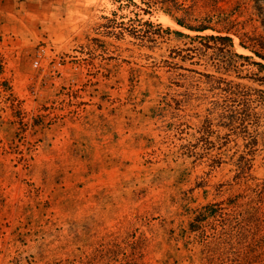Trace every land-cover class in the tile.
<instances>
[{"label": "rangeland", "instance_id": "rangeland-1", "mask_svg": "<svg viewBox=\"0 0 264 264\" xmlns=\"http://www.w3.org/2000/svg\"><path fill=\"white\" fill-rule=\"evenodd\" d=\"M26 1L49 7L0 32V264H264V70L237 36L264 0Z\"/></svg>", "mask_w": 264, "mask_h": 264}, {"label": "trees", "instance_id": "trees-1", "mask_svg": "<svg viewBox=\"0 0 264 264\" xmlns=\"http://www.w3.org/2000/svg\"><path fill=\"white\" fill-rule=\"evenodd\" d=\"M177 23L183 27H186L188 29L191 30H195V31H199V32H203L209 28H211V26H191L188 24H185L182 20H177ZM180 35H182V32H177ZM225 35L223 34H218V35H207V36H198L201 39H209V40H215L217 42L220 43H227L228 45H230L231 47H234L235 45V41H234V37L230 35L231 31L227 30L225 31ZM237 36L239 37L240 41L239 44L249 50L251 53H253L254 56H256L257 58L260 59V61H256L254 62L261 70H264V35L263 36H257V37H250L247 38V40H245L244 38H242V36H239L237 34ZM234 55L237 58H241V59H246V60H250L252 59V56H248V55H243V54H239L237 52H234ZM257 142V139L254 140V143Z\"/></svg>", "mask_w": 264, "mask_h": 264}, {"label": "crops", "instance_id": "crops-1", "mask_svg": "<svg viewBox=\"0 0 264 264\" xmlns=\"http://www.w3.org/2000/svg\"><path fill=\"white\" fill-rule=\"evenodd\" d=\"M39 6L49 7L47 4L38 5L26 0H0V32L19 27L32 14V7L39 9Z\"/></svg>", "mask_w": 264, "mask_h": 264}, {"label": "built area", "instance_id": "built-area-1", "mask_svg": "<svg viewBox=\"0 0 264 264\" xmlns=\"http://www.w3.org/2000/svg\"><path fill=\"white\" fill-rule=\"evenodd\" d=\"M38 64H39V61L37 60V61L35 62V66H38Z\"/></svg>", "mask_w": 264, "mask_h": 264}]
</instances>
